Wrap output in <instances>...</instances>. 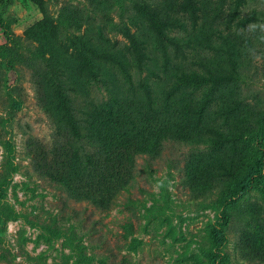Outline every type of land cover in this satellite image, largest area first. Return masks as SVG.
Segmentation results:
<instances>
[{"label":"rangeland","instance_id":"1","mask_svg":"<svg viewBox=\"0 0 264 264\" xmlns=\"http://www.w3.org/2000/svg\"><path fill=\"white\" fill-rule=\"evenodd\" d=\"M161 1L43 5L65 35H81L92 25L123 47L129 45L123 32L136 31L139 9ZM240 11V17L256 12L259 19L229 30L240 52L236 86L262 115L264 0H248ZM227 15L225 4L220 20ZM0 16L12 36L6 40L0 27V264H264V189L229 201L232 183L196 187L210 158L207 146L172 139L136 154L125 183L107 200L85 198L40 170L31 151L51 146L55 132L37 96V77L47 69L25 31L43 16L32 0H0ZM89 97L105 100L106 93L92 85ZM75 147L83 159L88 145ZM214 228L223 233L220 241ZM255 235L263 237L258 244Z\"/></svg>","mask_w":264,"mask_h":264},{"label":"trees","instance_id":"2","mask_svg":"<svg viewBox=\"0 0 264 264\" xmlns=\"http://www.w3.org/2000/svg\"><path fill=\"white\" fill-rule=\"evenodd\" d=\"M32 1L43 17L25 35L47 69L37 77V96L55 135L51 146L37 145L31 156L52 180L85 198L107 200L125 183L136 154L175 139L210 148L196 179L201 190L232 183L231 201L264 189V133H257L264 114L240 98V52L229 31L259 19L256 12L240 17L248 0H163L140 8L136 31L123 32L129 40L123 47L92 25L65 35L43 0ZM225 4L229 15L220 20ZM0 27L10 41L1 16ZM92 85L105 91V100H90ZM76 142L88 145L83 159ZM214 235L223 238L215 228ZM254 238L257 244L263 239Z\"/></svg>","mask_w":264,"mask_h":264}]
</instances>
